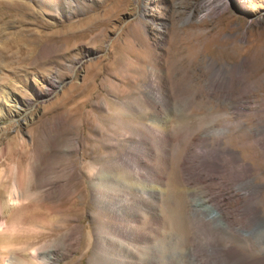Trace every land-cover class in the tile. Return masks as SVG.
<instances>
[{"label": "rangeland", "instance_id": "1", "mask_svg": "<svg viewBox=\"0 0 264 264\" xmlns=\"http://www.w3.org/2000/svg\"><path fill=\"white\" fill-rule=\"evenodd\" d=\"M206 1L0 0V257L8 264H116L115 251L97 244L108 219L156 240L189 237L202 264H230L232 252L264 264V0H218L226 8L204 15ZM212 62L239 79L232 99L211 89ZM157 65L172 100L153 111L143 98ZM225 149L237 163L196 192L189 173L208 179L199 163L215 150L225 159ZM119 157L164 174L145 184L157 191L150 204L140 203V183ZM15 184L24 205L12 209L4 201ZM207 193L221 208L225 250L215 255L213 226L196 224L213 212ZM191 203L207 213L196 218Z\"/></svg>", "mask_w": 264, "mask_h": 264}, {"label": "bare ground", "instance_id": "2", "mask_svg": "<svg viewBox=\"0 0 264 264\" xmlns=\"http://www.w3.org/2000/svg\"><path fill=\"white\" fill-rule=\"evenodd\" d=\"M201 7L203 8V14L204 15H208L210 13H213V12L217 11V10L225 9L226 8V5L222 1L221 2L219 1L218 2V0H208V1L204 2V4H202ZM19 12H21V11H19ZM27 14H29V13H27ZM2 15H4V14H2ZM31 17H32V15H31ZM5 22L6 21H4V23ZM145 26H147V25H145ZM24 32L26 33V31H24ZM27 40H29V39H27ZM23 53H24V48L23 47H20V50H18V52H17V54L15 56L17 57L18 55H23ZM2 58L5 61L12 59V57H10L8 54L3 55ZM20 58L21 57L18 56V60H19L18 63L19 64H20V61H22V60H20ZM150 68H151V70H150V73H149V77L147 78V80H148V86L146 87L147 88L146 89V95L144 96L143 101L145 100L144 102L147 103V105L150 107V109L151 108L152 109H155L157 105L164 104V103L166 104V102L168 100L169 101L172 100L171 99L172 96H170V93H169V90L170 89H169V84H168L169 81L167 80L168 78L163 73L164 69H162L158 65L157 66L150 67ZM235 69L237 70V68H235ZM209 70H208L209 71V74H211V79L209 78L210 79V87H211V89L213 91H214V89L215 90L219 89V91L222 90V91H224L223 92L224 98H226V99H232V97L234 95V92H235L236 85H237V81L239 80L238 78H236V75H234L233 69L232 70H229V71H225L226 69L225 70L217 69L215 67L214 63L212 62L209 65ZM241 70L242 69H240L239 71H241ZM235 74H236V71H235ZM238 74H239V72H238ZM241 74L244 75V72H241ZM241 74H240V76H241ZM51 85L54 88L58 86L56 82H51ZM195 85L197 86V84H195ZM200 85H201V83H200ZM245 87H247V84L244 86V88ZM192 88H194V86ZM222 91H220V92H222ZM29 104H30V102H25V105L26 106H29ZM165 104H164V106H165ZM156 109L153 110V111H157ZM148 113H150L149 110H148ZM148 113H147V115H148ZM151 113H152V111H151ZM156 113H158V112H156ZM151 125H152V123H151ZM164 129H166V128H164ZM164 132H165V130H164ZM164 132H162V133H164ZM161 136H159V140L162 137H164V136H162V137ZM163 139L164 138H162L161 140H163ZM165 140H163V141H165ZM142 142H140V144ZM219 144H220V142H219ZM216 147L214 149H216ZM132 148H129V149L131 150ZM130 150H127V151L130 154H132L130 152ZM223 152L225 154V159H222L219 156L218 152L215 150V151H213L211 153L209 152L210 154L208 155V157H206V158H208L206 161L199 163L205 170H207L210 173L208 179H205V178L197 175L196 173H195L196 175H193L192 173H189L190 178H188V181H189L188 184H189V186L191 188L195 189V191L197 189H198V191H200V190L203 191V189H205L203 187V185H205L207 183V180H209L210 182H215L214 181L215 180L214 179L215 178L214 176L220 170H226L228 168H231L233 165H235L237 163V160L235 159V157H233L232 153L228 149H225ZM223 152L221 154H223ZM117 165L118 166L121 165L122 167H125L127 169H131L133 171V176L136 178V181L140 183L139 184V188H138V190L136 192L137 193L136 195H138V197H140L139 198L140 199L139 200L140 203L141 204H146V205L147 204H150L149 200H152L155 196H157L156 195L157 194V191H154L152 188H151V191H150V189L146 188V185L145 184H147V185H150V184L154 185V184H161V183H163V181H164V174L161 173V172L160 173L159 172H156L153 169H151L150 167H146L147 172L146 173L145 172L142 173L141 171H137L138 168H137L136 164H135L136 169H132L131 166L129 165V163H126V161L122 157L121 158L120 157L118 158ZM139 165L141 167V164H139ZM198 167H200V166H198ZM140 169H142V168H140ZM190 174H192V175H190ZM251 182H249V183H251ZM152 185H150V187ZM147 189L149 190V192H148ZM207 191H209V190H207ZM23 193L24 192H23L22 186L20 184H15L13 186L12 190L9 191L8 194H7L8 195V199L4 201L6 203V206L7 205L8 206L9 205H12V207L10 206L12 209H13V206L14 205H16V207H17L20 204V202L22 201L21 199H22ZM151 193H153L154 195L151 194ZM209 194H208V197L206 198V202L210 205L209 207L211 208V210H213V212L210 213L209 215H207L206 216L207 217L206 219H196V222H197L196 224L198 225V227H200L199 230L201 228L203 229V227H205V226L208 227V225H210L211 227L213 226L212 227V230L213 231L211 230L212 231L211 234L213 236V238H212L213 240H212L211 244L209 245V253H210V255H215L218 252H223L225 250V248H222L220 246V243H218L217 236H218V231L221 228V225L216 220L217 217L214 215L215 212L220 215V210H219V209H221L220 208V203L216 200L215 195L213 193H209ZM160 196H161V194H160ZM162 197H164V196L162 195ZM156 200H158V199H156ZM23 201H22V204H21L22 206L24 205L23 204ZM216 201L219 204L218 203L216 204ZM203 202H205V201L203 200ZM196 205H194V203H193L191 205V207L193 208V210H190L191 212L193 211V214H194V216L196 218H197V216L199 214H202V213L204 214L205 212L207 213L206 209L205 210L204 209L202 210L200 208L201 209L200 210V209H198V207ZM10 207H9V209H10ZM189 207H190V205H189ZM4 209H5V207H4ZM156 211H157V209L155 210V212ZM11 212H10V214H11ZM156 213H157V215H159L158 214V211ZM118 215L119 214H117V216ZM153 215H154L153 218H156V219L158 218V216H156L155 213ZM112 217H116V215L115 216L113 215ZM106 224H107V228H108V230H107L108 231V237L107 238L105 237L104 240H103V237H102V238H100L102 240L99 241V243L97 241L96 242L98 244L99 250L101 249L102 251L107 252V254H108V252H110V249H112L113 252L115 251L114 253L111 252L114 257L112 255H110V254L109 255L113 257V259L110 257V261L113 260L116 264H188L189 262H190V264H202V261L200 260L199 254H197V252L195 250H189L188 247H187V241H188V239H190L189 237L188 238L187 237H184V239H175V238H169V237H165L164 236V237L156 240L155 237H154V235L152 237L149 234V232L147 231V229H146V231L144 233H142V232H136L134 230V229H136L135 228L136 226L133 227L129 223V221H128V223L126 221L124 222V219H108L107 222H106ZM154 228H155V226L153 227V229ZM7 229L5 228L3 230H7ZM153 229L151 231H153ZM227 230H228V228H227ZM0 232H2V231L0 230ZM3 232H5V231H3ZM6 233H7V231H6ZM2 235H3V233H2ZM99 235H100V233H99ZM33 251L35 253H37V251H35V249ZM34 252H33V255L35 254ZM71 252H72V250H71ZM229 252L230 251H227V252H224V253L225 254H228ZM57 253H60V252H57ZM68 254H69V251H68ZM33 255H32V257L35 256V255L34 256ZM57 255H59V254H57ZM36 256H37L36 258H38L39 255H36ZM231 256L232 257L226 258L227 263H230V264H245V262H243L241 260L242 258L239 259L238 256H236V253L233 254V252H232ZM0 259L1 260L2 259L3 260L4 259L7 260L5 257H3V258L0 257ZM34 259H35V257H34ZM247 262H249V261H247ZM2 263L4 264V262H2ZM8 263L9 262L7 260V263H5V264H8ZM224 264H226V263H224Z\"/></svg>", "mask_w": 264, "mask_h": 264}]
</instances>
